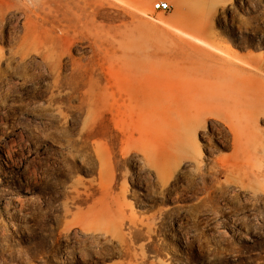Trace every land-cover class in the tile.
<instances>
[{"label":"rangeland","instance_id":"1","mask_svg":"<svg viewBox=\"0 0 264 264\" xmlns=\"http://www.w3.org/2000/svg\"><path fill=\"white\" fill-rule=\"evenodd\" d=\"M103 11L100 23L167 53L161 130L89 116L21 45L22 8L0 16V264H264V114L237 148L234 112L185 126L179 105L184 81L219 73L207 52L264 75V0H108ZM94 52L79 38L61 76Z\"/></svg>","mask_w":264,"mask_h":264},{"label":"bare ground","instance_id":"2","mask_svg":"<svg viewBox=\"0 0 264 264\" xmlns=\"http://www.w3.org/2000/svg\"><path fill=\"white\" fill-rule=\"evenodd\" d=\"M31 3L0 0V16L22 8L26 31L21 45L41 53L47 71L55 76V84L70 85L73 93L79 94L81 105L90 107L88 114L93 118H103L109 113L130 119L140 136L149 125L154 131L161 130L169 93L166 52H156L137 41L129 28L112 25L110 21V25L100 23L98 17L105 18L103 7L108 0H35ZM79 38L93 41L94 59L88 63L76 60L70 77L65 80L59 62ZM26 49L22 52L23 59L28 54ZM214 56L207 52L200 60L204 67H214L219 73L184 81L179 94L182 122L185 126L194 125L204 113L217 111L219 115L222 111H232L241 126L234 133L239 148L241 139L243 144L251 136L250 123L257 122L258 115L264 114V75L241 68L231 59ZM255 64L256 69L264 70V62Z\"/></svg>","mask_w":264,"mask_h":264},{"label":"built area","instance_id":"3","mask_svg":"<svg viewBox=\"0 0 264 264\" xmlns=\"http://www.w3.org/2000/svg\"><path fill=\"white\" fill-rule=\"evenodd\" d=\"M153 8L157 11H170L172 9V6L167 1H159L155 2L153 5Z\"/></svg>","mask_w":264,"mask_h":264}]
</instances>
